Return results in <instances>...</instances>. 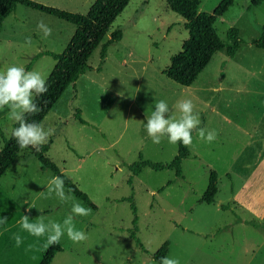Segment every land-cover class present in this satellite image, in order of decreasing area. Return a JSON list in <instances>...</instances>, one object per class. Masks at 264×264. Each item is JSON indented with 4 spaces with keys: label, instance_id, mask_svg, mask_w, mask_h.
I'll use <instances>...</instances> for the list:
<instances>
[{
    "label": "rangeland",
    "instance_id": "obj_1",
    "mask_svg": "<svg viewBox=\"0 0 264 264\" xmlns=\"http://www.w3.org/2000/svg\"><path fill=\"white\" fill-rule=\"evenodd\" d=\"M32 1L78 14H85L94 2ZM219 2L199 0L198 10L212 13ZM40 20L52 28L51 36L44 37L37 28ZM230 27L238 30L242 41L234 57L229 58L225 49L215 52L192 84L184 87L163 74L188 37L182 18L167 8L165 0H131L116 17L102 42L116 28L122 39L107 48L101 70L95 69L99 44L88 58L91 79L79 77L75 94L68 86L41 122L53 129L46 157L92 204L75 197L91 210L88 216H74L77 229L88 239L73 243L65 235L50 264H157L152 255L163 243L166 256L180 264H264V222L260 228L233 225L239 216L264 219V155L260 158L258 152L264 138V49L251 44L264 30V2L250 7V0H233L214 22L223 43ZM74 30L68 22L17 5L1 25L0 73L12 65L26 67L40 51L61 52ZM28 37L31 45L25 44ZM53 66L50 56L41 55L28 71L46 78ZM182 99L193 101L201 128L215 130L217 138L208 143L193 132L189 156L181 163L182 178H175L173 170L143 168L129 185L127 166L139 155L159 163L175 156L177 145L166 138L153 144L145 125L159 100H165L169 115L178 119L177 102ZM75 108L86 124L73 117ZM13 123L9 111H0V147ZM29 152L20 149L0 177V217H6L0 223V264H39L50 247L46 237L36 238L21 229L25 214L32 223L41 217L46 223H62L73 215L71 201L48 197L55 176L41 170ZM210 171L217 175V192L214 203L205 204L199 199ZM129 196L138 218L136 237L146 252L130 237ZM232 198L245 212L237 207L221 210ZM17 235L22 240L19 246Z\"/></svg>",
    "mask_w": 264,
    "mask_h": 264
},
{
    "label": "trees",
    "instance_id": "obj_2",
    "mask_svg": "<svg viewBox=\"0 0 264 264\" xmlns=\"http://www.w3.org/2000/svg\"><path fill=\"white\" fill-rule=\"evenodd\" d=\"M130 1L94 0L85 14H78L32 0H0V30L3 20L15 10L17 5L31 8L75 26L73 35L61 52L55 53L49 50L40 51L33 55L31 61L25 67L26 70H29L32 61L41 55H48L54 60V66L46 77L48 91L36 99V103L41 110L35 115L28 116L27 119L29 122L35 121L41 123L68 86H72L75 94V82L86 71L92 70V67L88 64V58L99 44V63L95 69L98 72L101 70V66L107 55V48L122 39V32L120 29H113L110 32L109 38L103 42L102 40L112 27V23L116 17ZM146 1L144 0V2ZM232 2L233 0H220L212 13H206L198 10L199 0H165L167 8L182 18L183 26L188 33L187 39L182 43L181 50L170 58L169 65L163 70V74L168 79L180 86L187 87L197 78L215 52L225 49L226 55L229 58L234 57L242 43L238 36V30L234 27L227 29L225 34L226 43H223L214 29V22L228 10ZM262 2L264 0H250V7H257ZM251 44L256 48L264 49V30H262L261 35L257 39L251 41ZM73 117L80 124H86L81 118L79 109H74ZM16 126L14 122L11 132ZM11 132L7 139L2 137L3 144L0 147V177L14 163L16 154L20 150L15 139L11 137ZM50 143L51 140L41 146L39 150L29 147L30 155L36 158L41 170H50L54 176L61 177L65 182V187L72 190L71 194L74 197L92 206L86 195L80 192L61 173L58 167L46 157ZM176 145L177 152L167 163L144 160L139 155L140 158L138 161L127 166L130 172L127 181L128 184L132 185V178L137 176L143 168H149L153 171L173 170L175 178H182L181 163L188 157V146H184L180 142H177ZM216 179L217 175L215 171H210L207 186L199 199L200 202L205 204L214 203V197L217 192ZM167 184H171V181H168ZM126 200L130 203V209L133 215L131 221L133 228L130 230V237L141 251L146 252L136 237V224L138 219L136 216V207L132 203L131 196ZM221 209L225 210L226 206L223 205ZM58 251H60L59 245L51 244L43 254L39 264H50ZM166 254L167 243H163L157 252L152 255V259L159 264L160 259L165 257Z\"/></svg>",
    "mask_w": 264,
    "mask_h": 264
},
{
    "label": "clouds",
    "instance_id": "obj_3",
    "mask_svg": "<svg viewBox=\"0 0 264 264\" xmlns=\"http://www.w3.org/2000/svg\"><path fill=\"white\" fill-rule=\"evenodd\" d=\"M37 28L44 37L52 35V28L44 20L38 22ZM25 44H32L31 37L26 38ZM47 91L46 78L38 71H28L22 65H12L0 73V111H9L12 120L17 125L13 128L11 137L22 150L29 147L39 150L53 135V129L46 128L35 121L29 122L27 119L28 116L35 115L41 110L36 99L46 94ZM177 108L180 112L178 119L169 115L170 108L165 100L154 102V109L145 125L147 135L153 144L159 145L166 138L173 145L180 142L184 146H190L193 143L194 131L199 139L208 143L217 138L215 130L206 131L200 127L201 120L199 114L194 111L191 99L178 101ZM71 191V189H65V182L61 177H52L47 192L48 197L55 195L63 202L71 201L73 215H69L62 223L52 220L46 223L44 217L32 223L30 215L25 214L20 221L21 229L36 238L46 237L49 245L58 244L65 235L73 243L86 241L88 236L84 231L77 229L74 216H88L91 210L76 201L75 197L70 194ZM5 220L6 217H0V223ZM15 239L19 246L22 243L21 238L17 235ZM159 264H180V261L165 256L160 259Z\"/></svg>",
    "mask_w": 264,
    "mask_h": 264
},
{
    "label": "crops",
    "instance_id": "obj_4",
    "mask_svg": "<svg viewBox=\"0 0 264 264\" xmlns=\"http://www.w3.org/2000/svg\"><path fill=\"white\" fill-rule=\"evenodd\" d=\"M92 67V66H91ZM89 71H91V70H88V71H86L83 75H81L80 77H82V76H84L85 78H87V79H91V77H89V75H88V72ZM78 80V79H77ZM76 80V81H77ZM78 122V121H77ZM79 123V122H78ZM80 124V123H79ZM258 152L260 153V158H262V156L264 155V138H263V141L261 142V147H260V150H258ZM188 156H189V154H188ZM226 176H227V178L229 179V180H232V175H231V173H229V172H227V174H226ZM240 177L242 178L243 176L242 175H240ZM245 180V179H244ZM230 190H231V192H232V187L230 186ZM235 198H236V196H234ZM224 206H226V209H228V208H230V209H236V207L237 208H239V209H241L242 211H244L245 212V209L242 207V205H240V203L238 204L237 203V201L236 200H233V198L232 199H230V202L229 203H227V205H224ZM225 209V210H226ZM251 209H253V208H251ZM222 210V209H221ZM238 222V223H237ZM260 222H264V219H263V221H262V219L261 218H253V217H250V218H242V217H238L236 220H234V222H233V225H237V224H240V223H243V224H245V225H251V226H253V227H255V228H260L261 226H260ZM236 223V224H235ZM263 230H264V225L261 227Z\"/></svg>",
    "mask_w": 264,
    "mask_h": 264
}]
</instances>
